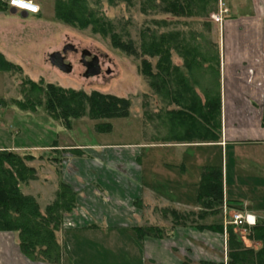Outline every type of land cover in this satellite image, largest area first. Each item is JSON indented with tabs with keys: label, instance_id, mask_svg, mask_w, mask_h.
<instances>
[{
	"label": "crops",
	"instance_id": "obj_1",
	"mask_svg": "<svg viewBox=\"0 0 264 264\" xmlns=\"http://www.w3.org/2000/svg\"><path fill=\"white\" fill-rule=\"evenodd\" d=\"M170 15L174 23L178 20L182 28L194 30L197 39L184 42L195 48L188 57L189 69L183 56L170 51L172 67L185 85L183 80L180 88L170 82L166 90L172 95L179 89L182 96L194 94L204 104L211 85L207 80L213 76L220 94L218 139L182 138V125L170 115L181 108L166 94V128L153 111L149 141L85 144L79 152L63 155L69 177L62 172L61 180L75 192L76 204L56 232L62 252L59 264H226L222 208L240 207L252 216L255 209L264 211V0H213L205 9ZM216 16L220 18L214 21ZM154 96L157 100L160 95H153V101ZM1 132L0 139L7 140L0 141V150L16 148ZM243 157V168L249 167L254 182L246 186L231 177L239 173L232 172ZM208 167L221 169L223 191L222 203L209 209L198 198ZM241 189L246 196L240 195ZM208 214L222 218L214 220ZM254 217L256 223L263 218ZM142 225L161 229L162 235L140 236ZM221 226L223 232L208 229ZM0 264L46 263L26 257L15 232H0Z\"/></svg>",
	"mask_w": 264,
	"mask_h": 264
},
{
	"label": "rangeland",
	"instance_id": "obj_2",
	"mask_svg": "<svg viewBox=\"0 0 264 264\" xmlns=\"http://www.w3.org/2000/svg\"><path fill=\"white\" fill-rule=\"evenodd\" d=\"M29 1L39 6L38 17L32 14L22 17L19 11L11 13L10 10L6 11L0 7V53L7 61L20 68L0 72V131L12 138V145L16 146L12 148L14 151L33 157L27 165L36 169V180L28 183L24 193L34 196L43 210L45 205L54 200L59 181L62 182V172L65 178L69 177L62 165L63 155L79 152L85 144L125 145L140 142L141 139L149 141L153 134L151 115L156 110L166 128L165 96H158L157 100L154 96L153 101L152 96L155 94L149 87L148 78L140 72L144 59L150 63L153 72H156L154 62L158 61V58L142 55V42L150 41L152 35L158 38L166 33L179 34L178 40H196L197 37L194 36V30L182 28L178 20L173 22L170 14L181 16L176 3H170L168 6L159 0H133L132 5L126 2L109 5L107 0H89L91 6L97 5L95 13L111 24L113 32L120 35L121 41L132 45L136 54L131 55L114 48L110 37L93 33L91 27L79 29L57 21L54 14L55 0ZM205 2L207 5L212 3L211 0ZM0 4L7 5V0H0ZM167 9L170 10L168 14ZM218 18L220 16L212 17L214 21ZM173 24L177 25L173 27ZM65 45H72L78 50L76 54L71 51L66 54L67 61L72 65L71 73L61 72L52 66L48 59L49 54L61 52ZM82 50H88L99 58L100 71L95 72L93 76H83L84 68L80 64ZM210 76H207V84L211 85L207 86L206 91L210 89L211 92H217V89L212 87L215 83L213 76ZM28 81L42 82L43 85L51 83L64 89L86 93L98 91L126 98L130 102L129 115L92 119L86 111L83 116L69 118L67 127L61 114L48 115L43 93L33 89ZM38 102L39 106L36 105ZM158 129L159 127L155 128ZM165 131L162 129V133ZM2 140L7 139H0ZM54 145L57 147L55 150L51 148ZM51 150L56 152L54 155L60 158L59 162L53 163L46 158L52 156ZM246 165L243 157L242 162L237 164L239 168L235 166L232 172L239 173H236L235 177L231 175L233 180H239L245 186L254 183L247 171L249 167L243 168ZM228 173L230 177V168ZM239 193L246 196L244 189ZM217 206L216 203L215 207ZM235 210L244 213L240 207L222 208L225 221ZM255 210H258L254 211L258 218L263 217L257 219L258 223L264 224V211ZM209 215L214 220L222 218L219 214ZM142 226L144 228L145 225ZM232 230L242 238L246 247L260 249L259 242L247 239L250 228L243 231L233 227Z\"/></svg>",
	"mask_w": 264,
	"mask_h": 264
},
{
	"label": "trees",
	"instance_id": "obj_3",
	"mask_svg": "<svg viewBox=\"0 0 264 264\" xmlns=\"http://www.w3.org/2000/svg\"><path fill=\"white\" fill-rule=\"evenodd\" d=\"M132 1L107 0L109 5H114L117 2H126L132 5ZM159 1L178 4L179 14L182 16L194 10L205 9L208 6L205 0ZM0 7L6 11L10 10L8 5ZM96 7L97 5L91 6L89 0H55L54 14L57 21L68 26L79 29L91 27L93 33L110 37L114 48L135 55L136 52L132 45L123 43L120 35L113 32L111 24L105 21L104 17L95 13L97 12ZM39 15V13L34 14L35 17ZM178 37L179 34L177 33L161 34L158 38L152 35L150 41L142 42L140 45L142 55L158 58L155 66L156 72H153L150 63L145 59L141 62L140 72L148 78L149 87L153 92L165 96V98L166 94H170L168 96L172 95L166 90L170 82H175L180 88L183 80V85H185V80L178 69L172 67L169 60L170 51L174 49L180 56L184 57V66L187 69L192 65L188 57L194 55L195 52V48L189 44L185 45L186 39L178 40ZM9 69L20 70L19 67L7 61L0 53V72ZM210 70L212 71V68ZM28 83L33 89L43 93L48 115L61 114L67 127L69 118L83 116L86 111L92 119L126 117L129 115L130 102L123 97L98 91L86 93L81 90L64 89L51 83L44 85L42 82L28 81ZM180 92V89L173 92L171 100L176 102L181 109L171 112L170 115L171 120L174 119L178 125H182V138L218 139L220 132L219 92L207 90L204 104H201L196 95L189 93L188 96L186 94L182 96ZM39 104L40 102L36 105L39 106ZM261 125L264 127V99ZM106 129L109 128L106 127ZM54 153L56 152L51 150L50 155L52 156L49 155L50 157L46 158L53 163L59 162L60 158ZM41 158L44 157L41 156ZM32 160L33 157L20 155L14 150H0V232H15L21 252L30 260L46 264H59L61 247L57 242L56 232L62 225L64 217L72 214L75 208L76 194L70 186L59 181L54 200L41 210L36 198L24 193V188L28 183L36 180V169L27 165V162ZM198 198L199 201L205 204L207 209L211 208L210 206L213 203H222V172L219 167H208L204 171L199 185ZM172 212L174 215L176 214L175 211ZM208 229L223 232L222 226L209 227ZM232 229L231 225L226 227V264H264V224L257 221L255 226L250 228L247 235L248 240L260 243L261 247L258 250L246 247L242 238ZM138 235L159 237L162 235V230L155 227L139 228ZM182 264L191 263L185 261Z\"/></svg>",
	"mask_w": 264,
	"mask_h": 264
},
{
	"label": "built area",
	"instance_id": "obj_4",
	"mask_svg": "<svg viewBox=\"0 0 264 264\" xmlns=\"http://www.w3.org/2000/svg\"><path fill=\"white\" fill-rule=\"evenodd\" d=\"M7 5L9 8H13L21 12L23 11L32 15L39 13L40 10L38 5L32 3L29 0H7ZM21 5H23V7H21ZM225 12L226 11H223V13ZM229 217L230 218L225 221V225H231L243 231H246L256 224V219L254 216L247 213H241L237 210L232 211Z\"/></svg>",
	"mask_w": 264,
	"mask_h": 264
},
{
	"label": "water",
	"instance_id": "obj_5",
	"mask_svg": "<svg viewBox=\"0 0 264 264\" xmlns=\"http://www.w3.org/2000/svg\"><path fill=\"white\" fill-rule=\"evenodd\" d=\"M11 13H15L16 10L11 8ZM22 17H25L27 13L20 12ZM67 48L72 49V45H68ZM65 51V49H64ZM59 53L54 52L49 54L48 59L52 66L56 67L58 70H60L63 73H69L71 70V67L64 64L61 57L59 58ZM98 58L97 57H91V53L88 50H82L80 52V62L81 64L86 68V72L84 73V77L93 76L96 72L95 68L97 65Z\"/></svg>",
	"mask_w": 264,
	"mask_h": 264
},
{
	"label": "flooded vegetation",
	"instance_id": "obj_6",
	"mask_svg": "<svg viewBox=\"0 0 264 264\" xmlns=\"http://www.w3.org/2000/svg\"><path fill=\"white\" fill-rule=\"evenodd\" d=\"M67 46H68V45H65V46L63 47V49L61 50V52H58V53H59V56L61 57L63 63L71 67V70H70V72H69V73H71V71H72V65L67 61L66 54H67V51H71V52H73V53L76 54V53H78V50H77L76 48H74L73 46H72V49H69V48H67ZM64 49H65V51H64ZM80 52H81V51H80ZM60 57H59V58H60ZM91 57H97V56L91 54ZM97 58H98V57H97ZM80 64H81V62H80ZM81 65H82V64H81ZM82 66H83V65H82ZM100 67H101V65H100V63H99V58H98L97 65H96V68H95L96 72H97V71H100ZM83 68H84V73H85V72H86V68H85L84 66H83ZM84 73H83V76H84Z\"/></svg>",
	"mask_w": 264,
	"mask_h": 264
},
{
	"label": "clouds",
	"instance_id": "obj_7",
	"mask_svg": "<svg viewBox=\"0 0 264 264\" xmlns=\"http://www.w3.org/2000/svg\"><path fill=\"white\" fill-rule=\"evenodd\" d=\"M21 7H23V5H21Z\"/></svg>",
	"mask_w": 264,
	"mask_h": 264
}]
</instances>
